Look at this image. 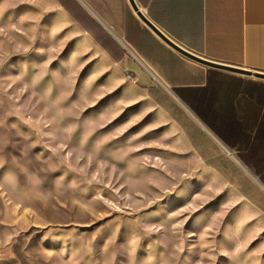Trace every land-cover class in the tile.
I'll list each match as a JSON object with an SVG mask.
<instances>
[{
  "label": "rangeland",
  "instance_id": "obj_1",
  "mask_svg": "<svg viewBox=\"0 0 264 264\" xmlns=\"http://www.w3.org/2000/svg\"><path fill=\"white\" fill-rule=\"evenodd\" d=\"M131 59L57 0H0V264H264V159Z\"/></svg>",
  "mask_w": 264,
  "mask_h": 264
},
{
  "label": "crops",
  "instance_id": "obj_2",
  "mask_svg": "<svg viewBox=\"0 0 264 264\" xmlns=\"http://www.w3.org/2000/svg\"><path fill=\"white\" fill-rule=\"evenodd\" d=\"M133 1L188 52L264 74V0ZM57 2L108 57L131 68L136 57L221 150L233 159H264V79L186 59L137 18L128 0Z\"/></svg>",
  "mask_w": 264,
  "mask_h": 264
},
{
  "label": "water",
  "instance_id": "obj_3",
  "mask_svg": "<svg viewBox=\"0 0 264 264\" xmlns=\"http://www.w3.org/2000/svg\"><path fill=\"white\" fill-rule=\"evenodd\" d=\"M128 3L131 7V9L136 14L137 18L150 30L154 35H156L165 45H167L169 48H171L176 53L180 54L181 56L185 57L186 59L193 61L195 63H198L200 65L219 69L231 73L246 75V76H252L255 78L264 79V74L259 73H253L250 71H246L244 69L226 66L222 64H218L209 60H206L204 58H201L193 53L188 52L187 50L183 49L181 46L177 45L173 41H171L167 36H165L159 29H157L148 19L147 17L139 10L138 6L134 3L133 0H128ZM162 85V84H161ZM163 86V85H162Z\"/></svg>",
  "mask_w": 264,
  "mask_h": 264
},
{
  "label": "built area",
  "instance_id": "obj_4",
  "mask_svg": "<svg viewBox=\"0 0 264 264\" xmlns=\"http://www.w3.org/2000/svg\"><path fill=\"white\" fill-rule=\"evenodd\" d=\"M152 76V75H151ZM155 79V78H154ZM156 80V79H155Z\"/></svg>",
  "mask_w": 264,
  "mask_h": 264
}]
</instances>
